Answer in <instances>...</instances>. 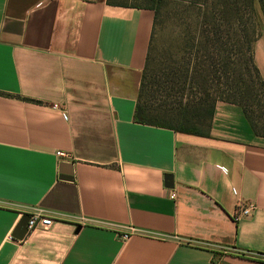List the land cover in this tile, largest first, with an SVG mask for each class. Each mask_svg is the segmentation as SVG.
<instances>
[{
	"label": "crops",
	"instance_id": "crops-1",
	"mask_svg": "<svg viewBox=\"0 0 264 264\" xmlns=\"http://www.w3.org/2000/svg\"><path fill=\"white\" fill-rule=\"evenodd\" d=\"M153 19L107 0H0V264L264 262V137L242 108L216 103L202 137L133 121ZM239 203L254 209L235 221ZM37 212L49 228L13 237Z\"/></svg>",
	"mask_w": 264,
	"mask_h": 264
},
{
	"label": "trees",
	"instance_id": "trees-1",
	"mask_svg": "<svg viewBox=\"0 0 264 264\" xmlns=\"http://www.w3.org/2000/svg\"><path fill=\"white\" fill-rule=\"evenodd\" d=\"M107 0L113 5L144 7L154 11L153 25L161 0ZM219 7L207 8L202 13L204 29L199 32L202 40L203 58L196 63L190 74L194 79L201 96L184 98L185 81L189 70L168 72L169 80L166 86H160L167 96L166 90H176V102L180 103L177 118L172 121L164 116L151 114L150 106V46L153 32H151L145 64L142 70L139 90L133 112L136 123L169 128L176 132L208 136L209 127L214 114L217 99L239 105L253 131L264 137V80L254 61L253 44L259 37L255 34V17L257 6L264 18V0H219ZM129 2V3H128ZM233 41L244 51V60H231L227 45ZM209 81L211 83H209ZM222 84L227 89L224 97H211L208 89L213 85ZM182 85V87H180ZM189 86H192L190 83ZM163 92V93H164ZM183 99H186L183 102ZM256 110L254 109V107ZM167 108V106H164ZM168 110V108H167Z\"/></svg>",
	"mask_w": 264,
	"mask_h": 264
},
{
	"label": "rangeland",
	"instance_id": "rangeland-1",
	"mask_svg": "<svg viewBox=\"0 0 264 264\" xmlns=\"http://www.w3.org/2000/svg\"><path fill=\"white\" fill-rule=\"evenodd\" d=\"M134 1L139 2L138 0ZM220 3L219 0H161L158 4L150 46L151 114L164 116L172 121L177 118L180 103L176 102L174 96L178 93L176 94L175 89L166 90L169 92V96H167L160 89V86H166V80L170 79L168 72H177L183 68L188 69L189 74L185 81L183 96L186 99L201 96L202 93L197 89L195 83L197 81L190 79L193 67L203 58L202 40L199 35L200 30L204 29L201 15L207 8L219 7ZM254 28L257 36L260 35L261 31L263 32L261 37L264 40V18L258 6ZM227 48L231 60L235 59L236 63L239 62L240 58L244 60V51L233 41H230ZM190 83L192 86H189ZM209 83L211 82L209 81ZM226 89L224 85L218 84L212 85L207 91L211 97L218 98L219 96L224 97ZM191 92L194 94L189 97ZM186 99H183V102ZM218 102L224 101L217 99L216 103ZM164 106H167L168 110ZM254 109L256 110L255 107Z\"/></svg>",
	"mask_w": 264,
	"mask_h": 264
},
{
	"label": "built area",
	"instance_id": "built-area-1",
	"mask_svg": "<svg viewBox=\"0 0 264 264\" xmlns=\"http://www.w3.org/2000/svg\"><path fill=\"white\" fill-rule=\"evenodd\" d=\"M58 156H65L64 152H57ZM170 198H174V194H170L169 195ZM254 209L253 204L248 203V204H237V207L234 211L233 214V219L235 221L239 220L242 217L248 216L251 211ZM51 225V218L48 216L43 215L40 212L37 213H33L31 215H29V219L27 221V231H33L35 229H47L49 228V226ZM133 231V228H130L131 232ZM129 232H125L122 234L123 238H127L128 237V233Z\"/></svg>",
	"mask_w": 264,
	"mask_h": 264
},
{
	"label": "water",
	"instance_id": "water-1",
	"mask_svg": "<svg viewBox=\"0 0 264 264\" xmlns=\"http://www.w3.org/2000/svg\"><path fill=\"white\" fill-rule=\"evenodd\" d=\"M63 166L66 165V163H62ZM60 178L63 179H70L71 173L69 172H62L60 175ZM164 185L167 188L173 187V177L171 174H165L164 175ZM29 219V215L24 214L18 224L16 225L15 229L13 230L12 236L17 239H23L25 234L27 233V221ZM264 264V262L260 263Z\"/></svg>",
	"mask_w": 264,
	"mask_h": 264
}]
</instances>
